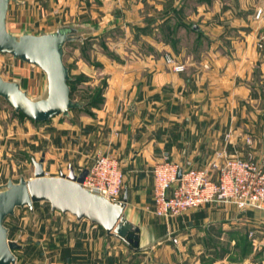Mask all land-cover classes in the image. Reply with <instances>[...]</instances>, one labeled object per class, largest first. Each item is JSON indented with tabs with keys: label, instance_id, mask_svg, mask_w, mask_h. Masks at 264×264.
<instances>
[{
	"label": "rangeland",
	"instance_id": "374dc122",
	"mask_svg": "<svg viewBox=\"0 0 264 264\" xmlns=\"http://www.w3.org/2000/svg\"><path fill=\"white\" fill-rule=\"evenodd\" d=\"M93 2L95 6L91 5ZM151 10L148 8L147 12ZM182 10H173L175 16L167 17L165 5L154 14V19L147 17V24L141 26L135 20L126 23L121 19V7L109 1L82 4L80 0H23L19 4L12 0L8 12L12 30L27 27L39 32L53 29L59 21L78 20L99 23L100 27L84 41L65 46L71 96L88 102L86 107L36 121L16 111L10 101L0 96V183L34 176L33 158L44 157L46 174L59 175L71 168L80 172L92 166L104 143L109 152L119 157L114 137L122 132L123 118L128 112L126 103L118 104L116 111L120 116L115 119L111 110L105 108L113 82L127 75L139 79L143 75L142 65L157 63L167 53L186 65L201 59L199 52L205 42L191 23L196 20L188 23L185 17L188 13ZM165 68L171 67L165 65ZM0 73L6 79L19 80L32 97L43 95L47 89L43 69L14 58L12 53L0 51ZM101 113L104 115L100 116ZM98 118L101 120L97 121ZM108 120L114 126H109ZM187 212L190 211L170 220L155 221L159 229L155 234L156 244L138 251L108 236L104 228L88 219L79 222L70 213L53 212L46 201L35 203L33 210L16 208L4 225L9 229V239L23 246L15 251L16 264H257L260 257L264 259V249L257 242L262 241L264 228L251 235V225L236 228L226 223L224 229L221 224H213L206 231L193 232L181 223ZM251 239L257 242L255 246L252 244L253 248ZM152 242L143 232L141 244L148 246Z\"/></svg>",
	"mask_w": 264,
	"mask_h": 264
},
{
	"label": "crops",
	"instance_id": "0c3cea01",
	"mask_svg": "<svg viewBox=\"0 0 264 264\" xmlns=\"http://www.w3.org/2000/svg\"><path fill=\"white\" fill-rule=\"evenodd\" d=\"M96 1L115 3L122 9L121 19L126 23L135 20L141 26L147 24V17L154 19V14L165 5L167 17L175 16L173 10L183 8L188 13V23L196 20L191 23L197 26L196 31L205 42L199 52L201 59L187 62L185 71L166 69L165 59H159L157 63L142 65L143 75L139 79L127 75L115 80L108 93L105 108L111 110L115 119L120 116L116 111L118 104L126 103L128 112L123 118L122 132L114 137L118 144L114 149L124 170L120 200L127 193L126 215L141 227V237L145 232L146 239L153 240L150 249L156 244L155 234L159 231L154 222L162 219L154 212L153 200L152 167L158 160L169 158L204 167L218 151L226 149L240 152L243 157L253 152L264 162V46L258 45L264 33V13L256 17L259 7L264 12V0ZM148 8L152 10L147 12ZM70 22L95 26L86 36L95 34L100 27L92 21ZM108 125L114 126L111 120ZM229 131L230 140L226 137ZM248 136L253 140L250 144L246 141ZM108 137L113 140V135ZM107 148L104 143L100 152H109ZM186 214L181 223L193 232L206 231L213 224L223 228L226 223L236 228L251 225L252 235L264 228V211L257 209L240 211L232 205L208 204ZM257 242L264 249V237ZM257 242L251 239V247ZM257 264H264V259L260 257Z\"/></svg>",
	"mask_w": 264,
	"mask_h": 264
},
{
	"label": "water",
	"instance_id": "95a60500",
	"mask_svg": "<svg viewBox=\"0 0 264 264\" xmlns=\"http://www.w3.org/2000/svg\"><path fill=\"white\" fill-rule=\"evenodd\" d=\"M11 1L0 0V51L41 67L47 77V89L43 95L32 97L19 80L6 79L0 73V96L10 101L16 111H22L36 121L48 120L59 113L68 115L72 108L82 106L83 101L71 96L70 68L64 60L65 46L71 41L84 39L86 34L95 30V26L59 22L48 31L32 32L25 27L14 31L8 23ZM43 162L44 157L33 158L34 176L30 178L22 176L19 181L10 178L0 183V264H16L15 251L23 247L9 239L5 219L14 215L16 208L33 210L34 204L41 201L50 203L53 212L70 213L79 221L90 220L132 250H144L153 245L154 242L148 246L141 244V227L127 217V193L123 200L112 202L84 187L89 168L80 172L71 168L67 173L47 175ZM181 175L182 169L179 171Z\"/></svg>",
	"mask_w": 264,
	"mask_h": 264
},
{
	"label": "built area",
	"instance_id": "2783aa9c",
	"mask_svg": "<svg viewBox=\"0 0 264 264\" xmlns=\"http://www.w3.org/2000/svg\"><path fill=\"white\" fill-rule=\"evenodd\" d=\"M263 13V8L259 7L256 17L260 18ZM258 45L264 46V33L260 35ZM165 61L174 71L186 70V63L171 53L166 54ZM226 137L230 140L232 131ZM246 141L250 144L253 140L248 136ZM152 173L154 212L165 220L208 204L232 205L240 211H264V162L253 152L243 157L240 152L224 149L204 167L164 158L153 165ZM123 182L120 159L111 152H99L83 185L112 202H118L121 201Z\"/></svg>",
	"mask_w": 264,
	"mask_h": 264
},
{
	"label": "trees",
	"instance_id": "16d2710c",
	"mask_svg": "<svg viewBox=\"0 0 264 264\" xmlns=\"http://www.w3.org/2000/svg\"><path fill=\"white\" fill-rule=\"evenodd\" d=\"M88 36L84 37V39L82 40H77V41H71V42H82L84 41ZM70 43V42H69ZM176 57V56H175ZM182 61V60H181ZM185 71V70H184ZM71 87V86H70ZM88 105V102H83V105L80 106L79 108H83V107H86ZM77 108V107H76ZM22 112V111H21ZM23 113V112H22ZM25 114V113H24Z\"/></svg>",
	"mask_w": 264,
	"mask_h": 264
}]
</instances>
